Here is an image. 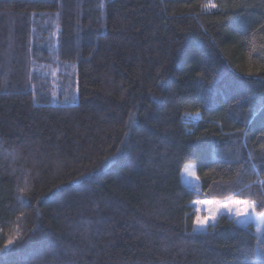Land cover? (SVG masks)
Instances as JSON below:
<instances>
[{"label": "trees", "instance_id": "16d2710c", "mask_svg": "<svg viewBox=\"0 0 264 264\" xmlns=\"http://www.w3.org/2000/svg\"><path fill=\"white\" fill-rule=\"evenodd\" d=\"M207 2L0 0V264H261L181 180L264 195V0Z\"/></svg>", "mask_w": 264, "mask_h": 264}, {"label": "snow or ice", "instance_id": "6c2138e0", "mask_svg": "<svg viewBox=\"0 0 264 264\" xmlns=\"http://www.w3.org/2000/svg\"><path fill=\"white\" fill-rule=\"evenodd\" d=\"M100 6L102 7L103 5L101 4ZM218 7L219 5L211 2V0L203 4L205 11L215 10ZM52 35L55 36L56 33ZM53 75H55V72H53ZM196 115L198 116L199 114L197 113ZM193 169V165H185L183 169V173L187 177L193 178L185 182L197 191V198L191 201V204L195 206L194 218L192 220L194 225L193 232L202 231L209 227L214 228L218 218L227 213L238 225H255L258 251L264 253V211H257L258 207H264V195L261 196L259 201L241 198L239 194H229L223 198H217L213 195L211 198H208L207 194L199 192L200 177L197 176ZM253 170H256L255 165H253ZM258 183L264 185V179H260ZM201 195L205 198H200ZM9 246H15L12 239H8L4 247L0 248V253L6 254L9 251ZM261 264H264V259L261 260Z\"/></svg>", "mask_w": 264, "mask_h": 264}, {"label": "rangeland", "instance_id": "374dc122", "mask_svg": "<svg viewBox=\"0 0 264 264\" xmlns=\"http://www.w3.org/2000/svg\"><path fill=\"white\" fill-rule=\"evenodd\" d=\"M185 165H193L194 166V171H195V164L193 163V162H187V163H185L184 165H183V168H182V170H181V180H182V182L185 184V185H187L188 187H190L185 181L186 180H191V179H193V178H191V177H187L184 173H183V169H184V166ZM200 186V185H199ZM200 188V187H199ZM202 198H205V197H202ZM208 198H211V197H208ZM194 208H195V206H194ZM225 214H227V213H225ZM243 219V218H242ZM255 226V225H254ZM193 227H194V225H193ZM205 230V229H204Z\"/></svg>", "mask_w": 264, "mask_h": 264}]
</instances>
